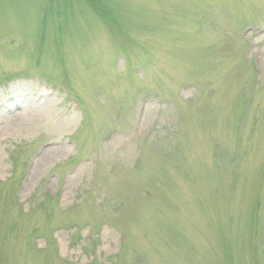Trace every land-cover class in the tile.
I'll use <instances>...</instances> for the list:
<instances>
[{"label": "rangeland", "instance_id": "rangeland-1", "mask_svg": "<svg viewBox=\"0 0 264 264\" xmlns=\"http://www.w3.org/2000/svg\"><path fill=\"white\" fill-rule=\"evenodd\" d=\"M0 264H264V0H0Z\"/></svg>", "mask_w": 264, "mask_h": 264}]
</instances>
